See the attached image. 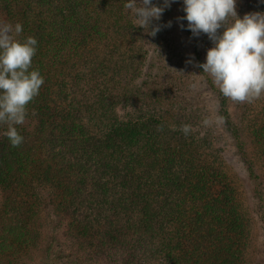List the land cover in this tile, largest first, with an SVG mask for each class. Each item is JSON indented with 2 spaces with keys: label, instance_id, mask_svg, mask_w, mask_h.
Returning a JSON list of instances; mask_svg holds the SVG:
<instances>
[{
  "label": "trees",
  "instance_id": "1",
  "mask_svg": "<svg viewBox=\"0 0 264 264\" xmlns=\"http://www.w3.org/2000/svg\"><path fill=\"white\" fill-rule=\"evenodd\" d=\"M127 2L0 0V23L19 22L24 37L37 39L32 68L44 78L16 126L31 143L16 176L12 161L1 159L0 191L11 195L0 208V264L25 257L46 206L69 219L79 252L104 264L248 263L251 227L220 160L223 137L215 128L201 131L208 119L201 111L195 121L187 114L195 98L182 93L193 70L170 38L173 4L153 21L161 30L151 36L135 26ZM256 2L264 12V0ZM199 37L207 54L213 43ZM155 58L169 63L160 67L165 72L152 73ZM218 99L239 141L230 100ZM251 123L264 159V100ZM37 182L41 194L48 187L47 197L29 193ZM257 212L264 233L262 204Z\"/></svg>",
  "mask_w": 264,
  "mask_h": 264
},
{
  "label": "clouds",
  "instance_id": "2",
  "mask_svg": "<svg viewBox=\"0 0 264 264\" xmlns=\"http://www.w3.org/2000/svg\"><path fill=\"white\" fill-rule=\"evenodd\" d=\"M174 2L128 0L124 8L135 17V26L155 36L161 25L153 21H159ZM183 11L186 15L179 19L187 20L193 36L206 34L213 43L207 50L206 62L197 66L208 74L220 93L240 104L264 96V12H249L241 18L236 0H183ZM167 26H171V21ZM22 33L19 22L0 23V126H6L3 135L13 148L24 142L16 126L25 123L27 106L39 95L44 83L39 70L32 68L38 41ZM179 130L185 136L191 131L187 124Z\"/></svg>",
  "mask_w": 264,
  "mask_h": 264
},
{
  "label": "rangeland",
  "instance_id": "3",
  "mask_svg": "<svg viewBox=\"0 0 264 264\" xmlns=\"http://www.w3.org/2000/svg\"><path fill=\"white\" fill-rule=\"evenodd\" d=\"M256 3V0H236L238 15L242 18L248 9L256 12ZM172 4L170 38L178 46L179 59L186 60L187 64H191L193 70L189 91L182 93L187 98H195L193 99L195 103L193 102L192 106L189 105L191 112L188 111L187 114H191L193 116L192 120L195 121L194 114L199 113L194 111H201L203 116L205 115L208 118L201 127V131L215 128L222 135L223 141L220 143L221 149L219 151V154H221L220 160L227 174L233 179L238 196L246 208L251 227L250 239L246 248L247 264H264V233L259 218L260 213L257 212L260 204L264 208V159L260 157L257 151V141L251 136L252 128H250L254 123L250 124L251 118L255 117L262 107L264 96L252 103L228 102L233 126L238 128L241 133L238 141L231 134L232 125L225 124L224 119L220 116L219 89L213 84L208 74L203 73V69L197 66L206 62V52L203 47L204 40L199 36H193L191 30L187 27L188 22L186 19H179L186 15L183 11V0H175ZM181 24H183V27H181ZM154 62V66L157 67L152 69V73L165 72L160 70V67L166 68L169 65L167 61L157 63L156 58ZM168 69L169 67L166 70L168 71ZM170 70L172 72L173 68ZM165 96L170 101L174 98L180 99L179 97L172 98V94L169 96L165 94ZM182 103L181 101L180 105ZM245 114L247 118L244 117ZM5 129L4 126H0V170L4 172L7 168L5 162L2 163L1 161V159L3 160V154H5L4 159L12 161L10 164L13 165L14 171L10 175L15 174L16 176L15 170H17L18 158L23 151L31 147V143L24 138V142L19 147L13 148L7 137L3 135ZM34 187L35 189L30 190V194L37 193L36 195L39 194L42 199L45 196L47 197L48 187L42 186L43 191H45L42 194L39 192L41 187L39 182L34 183ZM10 195V192L0 191V208L4 204L5 198ZM52 209L51 207H45L40 233L38 235L39 230L36 228L37 232L32 233L28 238L30 240L29 245L26 251L23 252L25 257H20L18 264H104V261L98 256L90 257L83 252H79L78 244L76 245L72 241L73 233L71 234V232L73 230L69 225V219L64 218L61 213H55ZM11 229L16 230L17 228L13 226ZM2 263L4 264V262Z\"/></svg>",
  "mask_w": 264,
  "mask_h": 264
}]
</instances>
